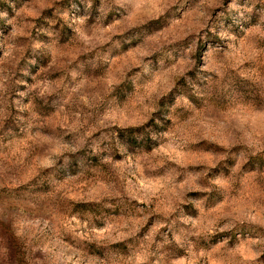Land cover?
<instances>
[{"label": "rangeland", "instance_id": "rangeland-1", "mask_svg": "<svg viewBox=\"0 0 264 264\" xmlns=\"http://www.w3.org/2000/svg\"><path fill=\"white\" fill-rule=\"evenodd\" d=\"M0 264H264V0H0Z\"/></svg>", "mask_w": 264, "mask_h": 264}, {"label": "trees", "instance_id": "trees-1", "mask_svg": "<svg viewBox=\"0 0 264 264\" xmlns=\"http://www.w3.org/2000/svg\"><path fill=\"white\" fill-rule=\"evenodd\" d=\"M142 129L143 126H128V127L116 128V132L118 134V137L123 139L125 142H130V141L136 142L135 135L139 134Z\"/></svg>", "mask_w": 264, "mask_h": 264}]
</instances>
